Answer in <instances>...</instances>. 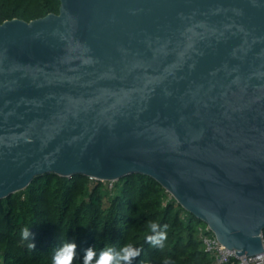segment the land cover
I'll return each mask as SVG.
<instances>
[{
  "label": "water",
  "instance_id": "water-1",
  "mask_svg": "<svg viewBox=\"0 0 264 264\" xmlns=\"http://www.w3.org/2000/svg\"><path fill=\"white\" fill-rule=\"evenodd\" d=\"M60 2L0 24V201L140 174L264 253V0Z\"/></svg>",
  "mask_w": 264,
  "mask_h": 264
},
{
  "label": "trees",
  "instance_id": "trees-1",
  "mask_svg": "<svg viewBox=\"0 0 264 264\" xmlns=\"http://www.w3.org/2000/svg\"><path fill=\"white\" fill-rule=\"evenodd\" d=\"M60 6V0H0V24L58 14ZM149 222L166 232L163 247L147 242ZM200 224L148 176H127L111 188L82 175L48 174L0 201V264H52L66 242L77 245L72 264H83L89 247L99 258L106 247L119 250L126 243L140 249L131 264H215L203 248ZM25 228L32 237L22 238Z\"/></svg>",
  "mask_w": 264,
  "mask_h": 264
},
{
  "label": "clouds",
  "instance_id": "clouds-1",
  "mask_svg": "<svg viewBox=\"0 0 264 264\" xmlns=\"http://www.w3.org/2000/svg\"><path fill=\"white\" fill-rule=\"evenodd\" d=\"M148 228L152 234L146 237L147 242L153 247H163V242L167 239L166 232L160 230L159 224L155 222H149ZM21 235L23 239L32 237V233L28 228H25ZM31 247L34 248L35 245L31 243ZM76 247L75 242L64 243L53 256L52 264H72L75 258ZM139 255L140 249L135 248L130 243L121 246L119 250L113 247H106L100 252L99 258H96L93 248L89 247L85 250L83 264H93L94 260L95 264H131L132 260ZM164 264H171V262L165 260Z\"/></svg>",
  "mask_w": 264,
  "mask_h": 264
},
{
  "label": "built area",
  "instance_id": "built-area-1",
  "mask_svg": "<svg viewBox=\"0 0 264 264\" xmlns=\"http://www.w3.org/2000/svg\"><path fill=\"white\" fill-rule=\"evenodd\" d=\"M112 188V182H110ZM198 232L206 253L215 264H264V253L256 256H238L236 251L227 249L206 224L198 226ZM264 243V233L262 235Z\"/></svg>",
  "mask_w": 264,
  "mask_h": 264
},
{
  "label": "rangeland",
  "instance_id": "rangeland-1",
  "mask_svg": "<svg viewBox=\"0 0 264 264\" xmlns=\"http://www.w3.org/2000/svg\"><path fill=\"white\" fill-rule=\"evenodd\" d=\"M117 182V181H116Z\"/></svg>",
  "mask_w": 264,
  "mask_h": 264
}]
</instances>
